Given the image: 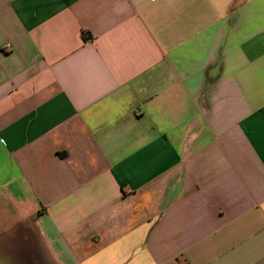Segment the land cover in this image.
<instances>
[{"label":"crops","instance_id":"1","mask_svg":"<svg viewBox=\"0 0 264 264\" xmlns=\"http://www.w3.org/2000/svg\"><path fill=\"white\" fill-rule=\"evenodd\" d=\"M0 264H264V0H0Z\"/></svg>","mask_w":264,"mask_h":264},{"label":"trees","instance_id":"2","mask_svg":"<svg viewBox=\"0 0 264 264\" xmlns=\"http://www.w3.org/2000/svg\"><path fill=\"white\" fill-rule=\"evenodd\" d=\"M83 38L88 39V38H91V36L89 37V36L84 35Z\"/></svg>","mask_w":264,"mask_h":264},{"label":"built area","instance_id":"3","mask_svg":"<svg viewBox=\"0 0 264 264\" xmlns=\"http://www.w3.org/2000/svg\"><path fill=\"white\" fill-rule=\"evenodd\" d=\"M5 49H9V47L6 45Z\"/></svg>","mask_w":264,"mask_h":264}]
</instances>
